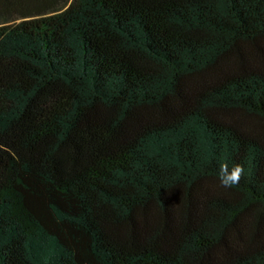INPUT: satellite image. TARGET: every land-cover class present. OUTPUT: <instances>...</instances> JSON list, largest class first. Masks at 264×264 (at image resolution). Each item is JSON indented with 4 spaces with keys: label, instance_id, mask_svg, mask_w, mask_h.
<instances>
[{
    "label": "trees",
    "instance_id": "16d2710c",
    "mask_svg": "<svg viewBox=\"0 0 264 264\" xmlns=\"http://www.w3.org/2000/svg\"><path fill=\"white\" fill-rule=\"evenodd\" d=\"M0 264H264V0H0Z\"/></svg>",
    "mask_w": 264,
    "mask_h": 264
},
{
    "label": "clouds",
    "instance_id": "9594fccd",
    "mask_svg": "<svg viewBox=\"0 0 264 264\" xmlns=\"http://www.w3.org/2000/svg\"><path fill=\"white\" fill-rule=\"evenodd\" d=\"M244 171V167L240 164H234L230 170L226 163L222 164L219 169L221 186L230 188L239 184Z\"/></svg>",
    "mask_w": 264,
    "mask_h": 264
}]
</instances>
